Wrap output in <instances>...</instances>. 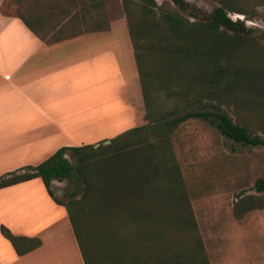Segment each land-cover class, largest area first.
I'll return each instance as SVG.
<instances>
[{
	"label": "trees",
	"instance_id": "16d2710c",
	"mask_svg": "<svg viewBox=\"0 0 264 264\" xmlns=\"http://www.w3.org/2000/svg\"><path fill=\"white\" fill-rule=\"evenodd\" d=\"M171 1L181 9L190 7L185 0ZM215 1L218 4L203 18L193 15L194 20H188L167 10L155 16L154 0H121L143 119L149 124L133 126L97 143L61 146L38 164L0 175V188L33 177L41 179L52 199L65 208L83 264H209L171 134L181 122L194 117L241 145H264V137L218 109L175 111L172 107L155 114L151 107L156 90L185 99L188 107L233 90L248 88L264 95V46L243 33L247 29L241 20L228 15L231 11L247 17L242 7L247 0ZM253 1L264 4V0ZM130 3L139 7V16L133 15ZM232 100L245 102L237 95ZM69 149L77 154L75 165L63 156ZM73 169L83 183L81 194L66 201L55 198L49 189L51 180L67 177ZM254 188L264 191V180L257 179ZM263 206L264 194L238 193L233 213L239 218ZM123 222L135 226L131 236L122 234ZM0 233L18 255L40 243L35 237L14 235L3 225Z\"/></svg>",
	"mask_w": 264,
	"mask_h": 264
},
{
	"label": "crops",
	"instance_id": "0c3cea01",
	"mask_svg": "<svg viewBox=\"0 0 264 264\" xmlns=\"http://www.w3.org/2000/svg\"><path fill=\"white\" fill-rule=\"evenodd\" d=\"M2 2L0 175L139 124L144 106L126 22L65 35L4 13ZM0 225L40 240L18 255L0 233V264H83L64 206L39 177L0 188Z\"/></svg>",
	"mask_w": 264,
	"mask_h": 264
},
{
	"label": "rangeland",
	"instance_id": "374dc122",
	"mask_svg": "<svg viewBox=\"0 0 264 264\" xmlns=\"http://www.w3.org/2000/svg\"><path fill=\"white\" fill-rule=\"evenodd\" d=\"M154 1L155 16L167 10L188 20H194L193 15L203 18L218 4L215 0H185L190 7L181 9L171 0ZM129 6L134 16L141 14L138 6L133 3ZM242 7L247 17L231 11L228 15L233 20H241L248 30L243 33L264 46V4L247 0ZM1 10L27 19L34 27L58 25L65 35L110 24L125 26L121 0H3ZM39 16L46 17L40 18L41 22L36 21ZM233 95L242 97L245 102L235 104ZM172 107L175 111L218 109L264 137V95L253 89L233 90L216 100L206 98L200 103L193 102L190 107L183 98L168 97L161 90L153 93L151 110L155 114ZM138 123L137 126L149 124L145 119ZM171 144L209 264H264V206L252 208L239 218L233 213L238 193L254 197L264 194L254 188L257 179L264 180V145H241L194 117L177 126L171 134ZM63 156L75 165L77 154L74 151L66 150ZM82 186V180L73 169L69 176L51 180L49 189L55 198L66 201L79 197ZM120 230L131 236L135 226L123 222Z\"/></svg>",
	"mask_w": 264,
	"mask_h": 264
},
{
	"label": "water",
	"instance_id": "95a60500",
	"mask_svg": "<svg viewBox=\"0 0 264 264\" xmlns=\"http://www.w3.org/2000/svg\"><path fill=\"white\" fill-rule=\"evenodd\" d=\"M108 141H104V143H107ZM95 146H96V144H95Z\"/></svg>",
	"mask_w": 264,
	"mask_h": 264
}]
</instances>
